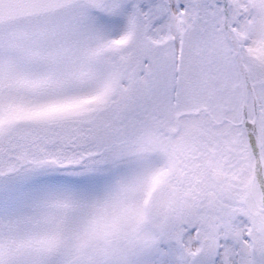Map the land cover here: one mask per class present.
I'll use <instances>...</instances> for the list:
<instances>
[{
  "label": "snow or ice",
  "instance_id": "obj_1",
  "mask_svg": "<svg viewBox=\"0 0 264 264\" xmlns=\"http://www.w3.org/2000/svg\"><path fill=\"white\" fill-rule=\"evenodd\" d=\"M0 264H264V0H0Z\"/></svg>",
  "mask_w": 264,
  "mask_h": 264
}]
</instances>
